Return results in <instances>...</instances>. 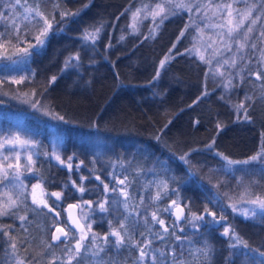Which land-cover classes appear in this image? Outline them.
Segmentation results:
<instances>
[{
  "label": "trees",
  "instance_id": "16d2710c",
  "mask_svg": "<svg viewBox=\"0 0 264 264\" xmlns=\"http://www.w3.org/2000/svg\"><path fill=\"white\" fill-rule=\"evenodd\" d=\"M142 2L148 0H91L90 3L89 0H61V10L81 9L86 3L88 7L71 18L63 31L50 34L39 53L34 51L24 57L16 55L17 49L12 48L7 50L8 59L0 52V81H3L0 83V138L19 135L34 142L35 147L24 150L27 154L31 152L35 162L32 170L22 171V175H30L26 182L30 186L38 182L49 193L64 192V198L59 201L48 197L53 211L32 204L29 197L15 210L17 216L27 215V221L21 222L17 216L10 215L0 217V224L13 225L9 231L18 240L26 241L22 246L26 251L20 252L21 257H36L41 264H47L53 253L65 259L64 245L51 240L57 225L67 224L71 228L65 208L81 200L106 201L108 212H100L93 204V231L107 233L109 221L115 226L128 216L126 223L130 229L135 222V240L141 243L151 240L149 255L155 253L158 262L172 264L171 252L175 249V259L185 264H254L251 256H230L236 250L229 249L227 238L220 235L222 227L207 223L212 220L211 216L205 214L203 221H192L186 209V219L173 225L174 215L161 210L177 200L197 215L204 214L206 206L219 215L223 204L228 222L235 225L253 248L264 251V220L242 219L228 207L243 191V181H264V165L259 161L248 165L228 163L256 154L264 135V88L247 72L243 73V80L237 75L238 69L245 66L255 71L256 57L249 51L252 63L241 62L232 69L228 78L235 87L226 90L225 82L215 78L209 64L185 51L193 46L192 26L169 53L184 26L192 23L185 13L166 20L154 39L151 36L144 39L152 26L150 20L143 21L139 33L131 34L129 13L123 16L120 13L130 5L134 10ZM54 3L55 0H45L44 10L50 13ZM0 12L9 14L8 0H0ZM101 23L104 28L95 45L81 39L84 29ZM29 33L28 39H31L36 29L29 28ZM121 35L124 40L119 39ZM109 42L112 47L107 46ZM77 52L80 60L72 61L76 66L66 68L65 60ZM178 52L183 54L177 55ZM165 56L175 58L166 62L159 69V78L153 80ZM52 76L57 79L49 84ZM22 77L27 78L23 83H12ZM33 91L35 96L23 95ZM204 92L208 94L202 95ZM246 96L252 97L247 102L251 119L243 118V110L237 119L234 105ZM33 100L39 101L36 107L30 102ZM56 114L63 115L65 121L56 119ZM218 121L222 124L220 128ZM55 139L61 146L62 159L73 157L71 170L53 162L51 149ZM209 144L211 148L207 147ZM18 148L7 150L8 154L3 151L0 156H10L11 152L15 155ZM25 163L23 157L22 164ZM96 176L117 191L105 192ZM81 177L88 179L81 180ZM125 177L129 181L130 196L127 210L119 191L125 186L118 183ZM73 181L82 183L89 191L81 196ZM161 182L167 183V194L160 200H152ZM153 211L165 220L168 233L152 220ZM158 233L164 236L163 240L158 238ZM175 236L182 239L176 240ZM7 239L0 234V264L8 259ZM47 243L53 247L45 249ZM205 246L213 249L210 259L197 251ZM161 252L165 255L161 256ZM38 253L44 254L37 256ZM138 255V250L131 245L112 247L100 257L85 253L81 264H98L101 258L104 264H134Z\"/></svg>",
  "mask_w": 264,
  "mask_h": 264
},
{
  "label": "snow or ice",
  "instance_id": "6c2138e0",
  "mask_svg": "<svg viewBox=\"0 0 264 264\" xmlns=\"http://www.w3.org/2000/svg\"><path fill=\"white\" fill-rule=\"evenodd\" d=\"M61 0H55L53 10L49 13L44 10L45 0H8L9 14L0 12V52L5 53L4 58L10 59L6 55L7 50L15 48L17 49L16 55L23 54L24 57H28L33 54V52L39 53L42 50L46 42L48 41L50 34H56L64 30V25L68 23L71 18L77 17L83 11V8L88 7L86 3L83 8L76 10H61L60 9ZM91 0H89V3ZM131 5L120 13V16L129 13L131 34H137L140 32V26L143 24L144 20H151V27L148 30V34L144 36V39H148L151 36L155 38L156 33L160 27L172 16L178 15L180 12H186L189 14V19L192 21L191 24H186L181 30L179 36L176 38V42L173 43L172 48L169 49V53L172 49L176 47V44L180 42L181 38L185 36L189 27L195 26L197 36L194 39H198L201 45H205L204 51L207 52L208 48H211L214 56H222V50L224 52L232 53L231 56L222 58V60H217V69L213 74L223 77L225 75L224 71L221 69L225 65L230 68H237L238 64L241 62L244 65L252 63L251 57L249 56V51L251 56L256 57L257 68L255 71H250L248 68L241 67L237 71V75L243 80V73L247 72L248 76H254L257 81L261 82V88H264V0H148L147 3H141L140 7H136L131 10ZM22 10V11H18ZM18 13V14H17ZM120 16L116 19L119 20ZM193 17H197L202 21V25L196 23ZM29 28H35L36 33L32 35L31 39H28ZM104 28L101 23L99 25H91L89 28L84 29L81 39L84 41H91L95 45L96 41L100 38V34ZM208 29L210 31L206 32ZM205 37L207 39H205ZM120 40H124L123 35L120 36ZM27 44V47H22V45ZM112 47L111 43L107 45ZM195 51L199 59L211 65V59H206L205 55L201 53V48L197 47L195 44L191 49H185L187 52ZM183 53H177V55H182ZM174 56H165L163 60L160 61L159 68L156 71L153 80H156L160 76V70L164 68L166 62L170 59H174ZM79 61L80 55L76 54L70 56L65 60V67H75L72 61ZM14 63L17 61H13ZM35 74L33 73V76ZM229 73V77H231ZM207 77V73L205 74ZM27 78H20L19 80H13L12 83L20 84L23 83ZM57 77L52 76L49 80V84L54 83ZM3 83V81H0ZM235 87L231 78L227 80L224 84V88L230 89ZM47 89L45 88V91ZM207 92L202 93V95H207ZM24 96H35L36 93H24ZM42 95V93H41ZM264 95V93H262ZM223 98V97H221ZM199 99V98H198ZM252 97L246 96L244 100L240 101L238 104L234 105L238 113L237 119L240 118V111L243 110V118L250 120L251 117L248 115V101H251ZM33 107H36L39 103L38 100L30 101ZM51 114V113H48ZM56 119L60 121H65L63 115L56 114ZM217 127H222V124L218 121ZM215 143V141H213ZM19 146L22 149L28 150L31 147H35L34 142L22 139L19 135L11 137L0 138V154L3 151L12 150ZM211 148L212 144L207 145ZM219 154V153H218ZM187 155V154H186ZM222 155V154H220ZM17 163H7L5 161L9 160L8 155H3V159L0 160V217L7 216H17L15 211L21 203H24L29 197L31 198L32 204L38 207L42 206L48 208L49 211H53L49 207L48 197H55L57 201L64 198L63 191L47 192L41 188L39 184L33 185L31 191L27 190V187L23 184L20 179L23 171L32 170L34 161L32 160L31 152L27 154V164H20L19 157L20 153H15ZM54 158L61 164L65 165L69 170L73 168L71 163L73 157L69 156L67 159H62L60 155L53 153ZM185 159V157H181ZM224 159H228L224 157ZM253 161H259L264 165V135H262V142L259 151L243 161H231L229 164H244L248 165ZM83 161H81V164ZM79 169L80 165L76 166ZM115 178V177H114ZM88 177H81V180H86ZM97 180H101L100 176H96ZM73 187L81 193V196L89 191L82 183L76 184L75 181L72 182ZM103 190L105 192L111 191L116 192L117 188H109V185L104 183ZM120 185H124L119 189L121 195L124 197V208L128 209L127 200L130 198L127 191V185L129 183L128 178L120 179L118 181ZM257 182H252L246 185L243 191L239 194L236 202L230 203L228 207H231L233 213H239L245 219H251L256 217L258 214L264 218V190L257 192L253 187ZM264 188V186H261ZM40 188L41 191L39 195L37 194V189ZM168 185L166 182H161L157 185V191L152 200H160L163 195L167 194ZM227 195V193L225 194ZM231 199V197L229 198ZM141 205H143L144 200L141 198ZM105 202H94L91 200H81L79 203H73L68 205V209L78 210V214L69 213V220L71 221V228L65 224L63 227L57 225L55 228V233L51 236L53 242H59L64 245V257L61 259L52 254V256L47 260V264H57V260H60V264H81L83 255L87 252H91L94 257H100L101 253H105L106 249L109 248H121L125 245H131L138 250V257L134 264H146V261H151V264H165V261L161 260L158 262V258L153 253L149 255V247L152 243L151 240H146V242L141 243L135 240V222L133 227L130 229L126 221L128 216H125L123 220L118 221L115 226L109 221L110 231L104 234L97 233L93 231L92 223L90 222L91 217L89 211L93 209V204H96L100 212H108L109 209L106 207ZM238 205H249L250 207H238ZM87 208L89 211H85ZM175 209L173 212L172 209ZM185 209L191 215L192 221H203L205 214L212 217V220L207 221L210 225H218L223 228L220 233L223 237L227 238L229 249L236 250L234 253L230 252L232 255H245L251 256L253 258L254 264H264V251L260 248H253L247 240H245L240 233L236 230L233 223L228 222L227 215L224 214V205H220V214L217 215L216 211L209 209L207 206L203 209L201 215H197L196 212H192L191 208L185 204H181L177 200H172L168 207L163 208L161 211L166 213H171L175 216V221H181L186 219ZM59 216V213H56ZM131 215V213H129ZM139 215V213H137ZM152 220L160 225L161 230L164 233L169 232V227L166 225L164 219L159 218L156 211L151 213ZM17 218L21 222L28 220L27 215H18ZM145 223H147V218L145 217ZM11 224H0V234L7 237L8 248L6 254L8 256L5 264H41V261L36 257L28 258L27 256L21 257L20 252L26 251V248L22 247L25 245L26 241L18 240L15 235H13L9 230L12 229ZM195 227V224H194ZM68 228V230H66ZM181 232L184 231L183 228L180 229ZM175 235V233H172ZM141 236L144 235L143 232L140 233ZM158 238L163 240L164 236L157 234ZM114 238V239H112ZM176 240H181L180 236H175ZM53 247L52 243H47L45 249H51ZM241 249L246 250L242 252ZM206 259H210V254L213 253V249L210 246H205L204 248L198 249ZM44 253H38L37 256H41ZM183 253H181L182 255ZM161 256L165 253L161 252ZM171 255L173 256L172 264H185L183 260L175 259V249L172 250ZM259 257V260L256 258ZM98 264H104L102 258Z\"/></svg>",
  "mask_w": 264,
  "mask_h": 264
},
{
  "label": "rangeland",
  "instance_id": "374dc122",
  "mask_svg": "<svg viewBox=\"0 0 264 264\" xmlns=\"http://www.w3.org/2000/svg\"><path fill=\"white\" fill-rule=\"evenodd\" d=\"M19 11H22V10H19ZM181 13V12H180ZM182 13H185L186 14V16H187V18L189 17V14L188 13H186V12H182ZM18 14V13H17ZM193 20H195L196 21V23H198V24H201L202 25V21H200L197 17H193L192 18ZM150 20V19H149ZM150 22H151V20H150ZM192 31H194V36H193V38L192 39H194V37H196L197 36V32H196V28H195V26H192ZM206 32H208V31H210V30H208V29H206L205 30ZM205 39H207L206 37H205ZM196 45L197 47H200L201 48V53L202 54H204L205 55V58L206 59H211V61H212V63H211V65H209L210 66V68H211V71H212V73L214 74L215 72H216V69H217V60H222V58H226V57H229V56H231L232 55V53H229V52H224L223 50H222V56H214L213 55V51H212V49L211 48H208L207 49V52H205L204 51V47H206V44L205 45H201V42L198 40V39H194V42H193V45ZM192 48H193V46H192ZM192 53L193 54H195V55H197L196 54V52L193 50L192 51ZM198 56V55H197ZM232 69L233 68H230L229 66H227V65H225L224 66V68L223 69H221V71H224V73H225V75L223 76V77H221V76H219V75H215V78H217V79H220L221 81H223V82H227V80L229 79L228 78V76H229V73H232ZM236 69V68H235ZM30 149V148H29ZM24 150L25 149H22V148H18V152L20 153V157H19V163L20 164H22V160H23V157H25V161H26V163L25 164H27V152H24ZM10 151H12V150H10ZM61 146H60V144H58V142L56 141V139H55V141H53V147H52V149H51V153H52V160H53V162L54 163H56V164H59V165H61L55 158H54V156H53V153H55V154H58V155H60L61 156V158H62V153H61ZM7 152V151H6ZM16 152V151H15ZM5 154H8V152L7 153H5ZM4 154V155H5ZM25 156H24V155ZM3 159V156H0V160H2ZM17 163V160H16V156L13 154V152H11L10 153V156H9V160L8 161H5L4 163L5 164H7V163H13V164H15V163ZM23 171V170H22ZM29 172V171H28ZM29 174L27 173V176H25V175H22V177H21V179L23 180V182L25 183V186L27 187V190L28 191H31V188H32V186L33 185H37V184H39L40 186H41V188L42 189H44L43 188V186L40 184V183H38V182H35L34 184H32L31 186L30 185H28V183L26 182V178L28 177L29 178ZM252 182H257L256 184H254L253 185V187L255 188V190L257 191V192H260V191H262V190H264V188H262L261 186H264V181H261V180H258V179H253V180H245V181H243V183H242V187H244V186H246V184H250V183H252ZM23 183V184H24ZM3 189L2 188H0V191H2ZM37 194L39 195V193H40V191H41V189L40 188H38L37 190ZM237 198H238V196L236 197V199H235V201L234 202H236V200H237ZM233 202V203H234ZM250 207L249 205H238V207ZM66 209V208H65ZM85 211H89L87 208H85ZM172 211L174 212V208L172 209ZM89 214H90V217H91V220H90V222L92 223V228L94 227V220H93V211L91 210V211H89ZM235 215H237L238 217H240V218H242V219H245L243 216H241V215H239V213H235ZM186 216H187V213H186ZM245 220H264V218H262L259 214L256 216V217H254V218H251V219H245ZM92 264H94V263H92Z\"/></svg>",
  "mask_w": 264,
  "mask_h": 264
},
{
  "label": "water",
  "instance_id": "95a60500",
  "mask_svg": "<svg viewBox=\"0 0 264 264\" xmlns=\"http://www.w3.org/2000/svg\"><path fill=\"white\" fill-rule=\"evenodd\" d=\"M73 204V203H72ZM181 206H183V204H181ZM174 211H175V209H174ZM65 212H66V215H67V219H68V223H69V226L70 227H72V225H71V221L69 220V213L70 212H72L74 215L75 214H78V210H72V209H68V206L66 207V209H65ZM186 213H187V211H186V209H185V217H186ZM175 217V216H174ZM184 219H182L181 221H183ZM180 221V222H181ZM63 227V226H62ZM55 233V230L53 231V234ZM52 234V235H53ZM53 242V241H52ZM54 244H58L59 242H53Z\"/></svg>",
  "mask_w": 264,
  "mask_h": 264
}]
</instances>
